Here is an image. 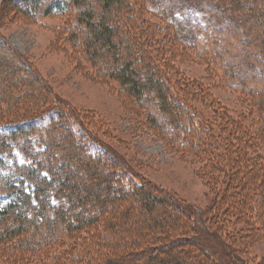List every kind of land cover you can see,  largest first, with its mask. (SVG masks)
<instances>
[{"label": "trees", "instance_id": "16d2710c", "mask_svg": "<svg viewBox=\"0 0 264 264\" xmlns=\"http://www.w3.org/2000/svg\"><path fill=\"white\" fill-rule=\"evenodd\" d=\"M5 1L0 0V12ZM197 1L204 9L224 15L229 22L253 33V41L261 51L260 74L264 75V0ZM18 3L20 11L28 16L74 12L75 30L67 36L69 40L74 38L73 46L81 50L82 61L92 67L98 79L116 82L120 92L138 107H147L151 99L161 122L152 113L146 114V122L161 130L171 146L199 152L212 142L210 119L193 105L197 97L213 100L211 90L198 89L194 82L183 83L173 70L175 58L184 54L216 77L221 74L226 78L235 71L227 63H219L215 52L199 48L195 43L197 36L181 31L166 10L152 6V0ZM223 78L219 80L223 82ZM242 84L235 79L227 86L240 90L241 105L246 110L236 112L216 104L224 109L223 118L219 119L225 122V128L219 135L227 137V156L244 144L258 152L264 147V89ZM45 87L47 83L30 61L11 50L0 35V90L4 92L0 96V251L7 262L9 257L29 262L28 256L41 253L39 262L48 264L43 252L49 251L56 255L52 264H219L191 237L196 231L186 223L188 217L178 206L169 198H160L147 181L140 182L129 162L108 146L100 145L96 133L95 138L91 137L80 127L81 132L76 134L68 123L70 116L74 117L71 107H63L56 97L50 100ZM12 109L18 118L1 121L3 114ZM255 125L259 128L253 131ZM53 132L55 135L51 136ZM22 134L33 137L34 142L37 139L39 147H32L28 139L27 146L17 147L16 139ZM41 136L51 139L44 147ZM206 138L209 143L204 142ZM97 146L99 150L92 152ZM212 156L208 154L211 159ZM237 157L219 162L218 169L228 172L232 186V204L222 208L230 209L231 217L238 221L248 211L243 212L245 204L233 203L235 193L241 187L256 185V190L261 189L251 175L259 178L262 172L264 177V161L256 155L258 162L249 172L245 169L249 163ZM257 194L264 197L261 192L256 191ZM136 199L143 206L159 203L177 212L161 209L166 221L143 217L138 212L137 217L130 219ZM252 209L255 210L249 207L251 213ZM215 219L219 222L217 216ZM207 226L223 240L219 226ZM184 231L186 234L181 237Z\"/></svg>", "mask_w": 264, "mask_h": 264}, {"label": "rangeland", "instance_id": "374dc122", "mask_svg": "<svg viewBox=\"0 0 264 264\" xmlns=\"http://www.w3.org/2000/svg\"><path fill=\"white\" fill-rule=\"evenodd\" d=\"M152 2L155 8L166 10L181 31H186L188 36H197L198 42L195 43L199 48L215 52L219 63H227L235 71L226 78L221 74L216 77L214 72L206 71L204 65L191 58L188 60L184 54L175 58L176 66L173 70L183 78L182 82H194L198 89H210L213 97V100L208 96L197 97V101L193 103L212 123V142L209 146L204 145L205 148L199 152L187 148L177 150L163 139L161 130L146 122L147 113L155 114L161 122V115L154 109L151 99H148L147 107H138L128 95L120 92L116 82L98 79L92 73V67L82 61L81 50L78 46H73L74 38L69 40L67 36L75 30L74 12L61 16H28L20 11L18 0H6L0 12V35L8 41L11 50L30 61L38 75L47 83L45 88L52 97L50 100L56 97L63 107H71L69 109L74 112V117L70 116L68 123L75 133L81 132L80 127H83L84 131L86 129L85 132L91 137L96 133L100 145L108 146L125 162H129L140 182L147 181V185L153 187L160 198L171 199L183 216L188 217L186 223L195 229L196 233L191 237L201 244L206 252L212 254L219 264H264V197L259 198V195H256V191L264 194V180H259L261 177L264 179L262 172L259 178L257 174L251 175L255 179L254 183L261 189L256 190V185L253 188L241 187L235 193L236 201L233 203L245 204L243 212L248 211L237 221L231 217L230 209L222 208L232 204L229 198L232 186L228 172H220L218 169L219 162H226L229 157L234 160V157L238 156V160L249 163L245 169L252 172L258 162L256 155L258 160L260 155L264 161V147L258 152L255 147L249 149L244 144L240 150L233 148L234 150L229 152L230 156H227V137L219 135L225 128V122L219 119L224 109L216 106L219 104L222 108L234 109L236 112L246 110V107L241 105L240 90L227 86L231 80L236 79L241 84L244 83L246 88L256 85L258 89H264V75L260 74V46L253 41L252 32L241 28L235 22H229L224 15L211 12L208 8L204 9L197 0ZM153 22L159 24L157 20ZM232 23L234 24L230 25ZM220 78H223V82ZM172 81L174 82V79ZM4 85L5 83L1 89ZM2 93L4 92L0 90V96ZM3 115L1 121L18 118L14 109ZM258 128L259 126L255 125L252 130ZM54 133L51 136H54ZM32 138L22 134L16 139L15 145L27 146L28 139L31 140L32 147H39V141L36 139L34 142ZM41 139L43 147L44 143L51 140L46 136H41ZM206 140L207 138L204 142ZM10 142L14 143L13 140ZM97 150L98 146L91 149L92 152ZM214 153L217 155L214 156ZM223 153L228 158L224 157ZM208 154H213L214 157L211 159ZM207 159L211 160L206 164ZM261 168L264 171V165ZM248 190L247 196H243ZM2 193L0 192V201ZM135 202L130 219L140 214L143 217L149 215L150 218L154 216L159 221H166L161 209L177 212L175 209H166L159 203L148 207L141 205L138 199ZM249 207L255 210L252 209L251 213ZM215 216L219 222L215 221ZM212 224L220 227L219 234H222L223 240L218 234L207 230V225L211 229ZM185 234L184 231L181 237ZM49 253L51 252H43L48 256V264H52V258L56 255ZM3 255L0 251V264H41V253L28 256L30 263L27 260L18 262L10 257L7 262V257Z\"/></svg>", "mask_w": 264, "mask_h": 264}]
</instances>
